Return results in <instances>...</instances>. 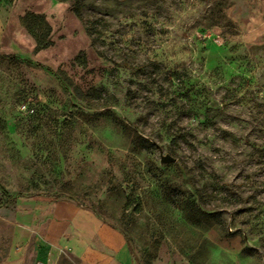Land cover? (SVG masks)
Returning <instances> with one entry per match:
<instances>
[{"label": "rangeland", "instance_id": "1", "mask_svg": "<svg viewBox=\"0 0 264 264\" xmlns=\"http://www.w3.org/2000/svg\"><path fill=\"white\" fill-rule=\"evenodd\" d=\"M59 1L88 50L44 57L61 37L31 11L38 51L0 44V264H85L46 241L61 202L130 264H264V0ZM19 5L0 0V31Z\"/></svg>", "mask_w": 264, "mask_h": 264}, {"label": "crops", "instance_id": "2", "mask_svg": "<svg viewBox=\"0 0 264 264\" xmlns=\"http://www.w3.org/2000/svg\"><path fill=\"white\" fill-rule=\"evenodd\" d=\"M29 11L47 18L53 28V39L61 37L60 47L51 45L42 50L44 57L65 60L76 56L81 50L89 49L91 40L83 22L71 12L68 3L59 0H20L8 28L0 31V44L13 39L23 53L36 52L35 37L20 24L21 16ZM58 23L62 26L57 27ZM46 222V241L51 244L62 242L81 257L85 264L131 263L123 234L92 211L85 210L74 202H61L51 206Z\"/></svg>", "mask_w": 264, "mask_h": 264}, {"label": "trees", "instance_id": "3", "mask_svg": "<svg viewBox=\"0 0 264 264\" xmlns=\"http://www.w3.org/2000/svg\"><path fill=\"white\" fill-rule=\"evenodd\" d=\"M86 26H87V28H86V29H87V32H88L89 36L92 38V42H93V44H94L93 32H92V30H91V28H90L89 25L86 24ZM83 55H84V52L82 51V52L77 56L76 60H79ZM37 64H38V65H42L40 62H38ZM128 67H130V68H134L135 66H134L133 64H131V63H128ZM0 187H1V189H2V191H3V193H4V195H5V194L7 193L5 187H4V186H0ZM197 255H198V253H194V254H192L191 256H189L191 262L194 263V264H196V257H197ZM204 261H205V260H204ZM148 264H150V261L148 262Z\"/></svg>", "mask_w": 264, "mask_h": 264}, {"label": "water", "instance_id": "4", "mask_svg": "<svg viewBox=\"0 0 264 264\" xmlns=\"http://www.w3.org/2000/svg\"><path fill=\"white\" fill-rule=\"evenodd\" d=\"M162 162L163 163L175 162V158H173L172 156H164V155H162Z\"/></svg>", "mask_w": 264, "mask_h": 264}]
</instances>
